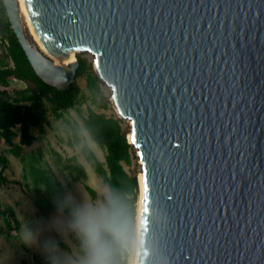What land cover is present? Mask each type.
Returning a JSON list of instances; mask_svg holds the SVG:
<instances>
[{"label": "water", "instance_id": "obj_1", "mask_svg": "<svg viewBox=\"0 0 264 264\" xmlns=\"http://www.w3.org/2000/svg\"><path fill=\"white\" fill-rule=\"evenodd\" d=\"M2 2L45 83L88 53L126 122L136 264H264V0H23L37 42Z\"/></svg>", "mask_w": 264, "mask_h": 264}, {"label": "trees", "instance_id": "obj_2", "mask_svg": "<svg viewBox=\"0 0 264 264\" xmlns=\"http://www.w3.org/2000/svg\"><path fill=\"white\" fill-rule=\"evenodd\" d=\"M85 54L77 55L76 74L66 89L57 90L45 83L29 63L0 0V140L8 146L9 154L23 164L24 178L38 215L48 219L62 211L73 217L75 207L53 169L43 165L39 159L32 160L27 156V148L36 140L32 130L36 128L44 134L49 124V113L56 119H63L71 135L70 146L80 147L81 155L109 189L105 210L107 219L100 230V240L108 258L112 264H128L127 259H122L120 249L124 237L131 246L135 236L140 185L137 174L130 172L129 168L137 159L128 142L125 121L113 110L111 100L105 94L107 87ZM78 79L84 80L87 97ZM18 83L21 87L16 85ZM81 102L89 103L84 111H79L80 123L65 119L64 113ZM108 110H112L110 115L105 113ZM84 132L103 151V161L84 141ZM56 161L61 171L72 181H81L90 198L96 200V191L85 183L87 173L80 163L74 162L73 158L65 161L59 156ZM8 164L9 159L0 155L1 183L8 182L4 174ZM21 228L13 207L0 202V233L13 238L19 235ZM56 264L69 263L60 258Z\"/></svg>", "mask_w": 264, "mask_h": 264}, {"label": "rangeland", "instance_id": "obj_3", "mask_svg": "<svg viewBox=\"0 0 264 264\" xmlns=\"http://www.w3.org/2000/svg\"><path fill=\"white\" fill-rule=\"evenodd\" d=\"M82 55L86 54L82 53ZM87 57L92 61L91 55L88 54ZM78 83L87 97L88 92L84 80L78 79ZM16 85L21 87L20 83ZM105 94L109 96L108 88L105 90ZM79 99L81 101V98ZM88 103L77 104L75 108L64 113V118L80 123L79 111H84ZM105 113L110 115L112 110L105 111ZM124 126L127 129L126 122ZM32 132L36 136V140L30 148H27L28 159H39L43 165H48L53 169L58 179L66 187L67 194L75 207L72 211L73 217L67 216L62 211H58L48 219L38 215L31 198L29 185L24 178L23 164L9 154L8 146L3 140H0V155L9 159L8 168L4 172L8 182H0V202L13 207L22 227L17 237L6 238L0 233V264H56L60 258L69 264H86L88 249L77 226V219L85 210L101 208L106 210L109 189L81 155L80 147L70 146L71 135L63 119H56L49 113V124L45 128V133L40 134L36 128ZM83 139L90 145L97 157L103 161V151L89 139L85 132ZM17 141L16 138L15 142ZM58 156L65 161L73 158L74 162L80 163L84 167L87 173L85 183L96 191V200L90 198L81 181L74 182L65 172L61 171L56 161ZM129 171L136 173L139 180L140 168L137 160H133ZM138 197L136 207L138 204L139 210L140 193H138ZM138 210H136L137 214ZM136 237L137 230L135 228V236L129 247L128 264L132 263L135 255Z\"/></svg>", "mask_w": 264, "mask_h": 264}, {"label": "clouds", "instance_id": "obj_4", "mask_svg": "<svg viewBox=\"0 0 264 264\" xmlns=\"http://www.w3.org/2000/svg\"><path fill=\"white\" fill-rule=\"evenodd\" d=\"M106 219L103 208L85 210L77 219V226L88 249L86 264H112V261L108 258L105 246L100 240V230Z\"/></svg>", "mask_w": 264, "mask_h": 264}, {"label": "bare ground", "instance_id": "obj_5", "mask_svg": "<svg viewBox=\"0 0 264 264\" xmlns=\"http://www.w3.org/2000/svg\"><path fill=\"white\" fill-rule=\"evenodd\" d=\"M18 1H19V4H20V15L23 18V24H24L25 28L28 29V31L30 32V34L33 35L35 41L37 42V39H36V37H35V35L33 33L32 27H31L30 22L28 20V17H27L26 11H25V7H24L23 0H18ZM73 60H74V58L72 59V61ZM55 63L58 64V65L63 64L59 60H56V59H55ZM63 65H65V64H63ZM139 185H140V176H139ZM140 207H141V190H140V206H139V210H138V214H137L136 230L138 229V225H139ZM134 244H135V255L133 257V260H132V263L131 264H136L137 240H135V243Z\"/></svg>", "mask_w": 264, "mask_h": 264}, {"label": "built area", "instance_id": "obj_6", "mask_svg": "<svg viewBox=\"0 0 264 264\" xmlns=\"http://www.w3.org/2000/svg\"><path fill=\"white\" fill-rule=\"evenodd\" d=\"M127 241V238L124 237L121 242L120 254L122 259H128V255L130 253V246L127 244Z\"/></svg>", "mask_w": 264, "mask_h": 264}, {"label": "snow or ice", "instance_id": "obj_7", "mask_svg": "<svg viewBox=\"0 0 264 264\" xmlns=\"http://www.w3.org/2000/svg\"><path fill=\"white\" fill-rule=\"evenodd\" d=\"M28 7L29 8L32 7L31 0H28ZM37 27H39V25H37ZM132 139H133V143H136V134H135V132L132 133ZM176 146L178 147V144ZM145 191H147V186H145Z\"/></svg>", "mask_w": 264, "mask_h": 264}]
</instances>
